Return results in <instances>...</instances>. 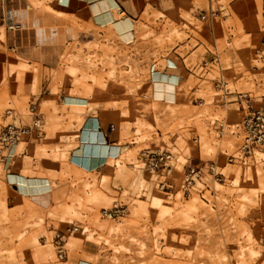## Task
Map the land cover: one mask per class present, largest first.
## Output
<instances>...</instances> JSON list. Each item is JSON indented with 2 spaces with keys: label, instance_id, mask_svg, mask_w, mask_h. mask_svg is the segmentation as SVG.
<instances>
[{
  "label": "rangeland",
  "instance_id": "obj_1",
  "mask_svg": "<svg viewBox=\"0 0 264 264\" xmlns=\"http://www.w3.org/2000/svg\"><path fill=\"white\" fill-rule=\"evenodd\" d=\"M31 1H0V13L29 12L20 24L10 18L0 40V127L9 108L15 123H29L30 104L41 120L0 170V264H264V146L244 165L227 163L242 113L214 92L223 78L264 96V0L119 1L137 23L126 43L87 27V16L51 20L43 8L39 24L55 35L38 42ZM177 57L196 100L154 101L149 65ZM91 116L107 144L125 148L87 170L71 157H94L82 140ZM144 148L177 155L173 190L136 165ZM185 157L214 162L222 179L205 171L183 196ZM114 200L124 216L101 218ZM67 226L78 230L60 258L55 235Z\"/></svg>",
  "mask_w": 264,
  "mask_h": 264
},
{
  "label": "built area",
  "instance_id": "obj_2",
  "mask_svg": "<svg viewBox=\"0 0 264 264\" xmlns=\"http://www.w3.org/2000/svg\"><path fill=\"white\" fill-rule=\"evenodd\" d=\"M212 12V11H211ZM156 68L154 64L151 69ZM158 67V66H157ZM215 96L223 103H231L238 107L242 113L240 121L234 125L240 136V142L232 153L224 152L227 163L246 164L251 159L256 150L264 146V96H254L249 92L233 91L228 87V82L223 78L214 82ZM29 123H15L16 113L9 108L5 111L4 124L0 127V170L7 171L8 164L14 154L16 146L28 138L32 133L41 132V120L36 113L34 104L28 106ZM100 126L97 127V130ZM221 127V126H220ZM99 131V130H98ZM102 133L101 131H99ZM196 142V140H194ZM76 154H73V161ZM76 163L75 161H73ZM178 163L175 153L159 149L144 148L139 151L136 158V165L144 170L153 182L161 190H173L175 184L168 180L170 172ZM78 164V163H77ZM183 176L178 186V192L183 196H188L201 183L205 171L212 176L215 181L222 179V172L214 162L202 163L201 161H184ZM11 173H5V177ZM12 185V184H11ZM126 206L118 200H114L110 207L102 208L99 211L100 217L107 220H117L124 216ZM76 226H67L63 231H59L56 237L59 257L64 254L63 238L74 231Z\"/></svg>",
  "mask_w": 264,
  "mask_h": 264
},
{
  "label": "crops",
  "instance_id": "obj_3",
  "mask_svg": "<svg viewBox=\"0 0 264 264\" xmlns=\"http://www.w3.org/2000/svg\"><path fill=\"white\" fill-rule=\"evenodd\" d=\"M0 1H12V0H0ZM17 1H27V0H17ZM42 1H46V2L49 1V2L44 4ZM108 1L110 2L111 0H32L31 1V3H32L31 4V7H32L31 12L34 16L35 34L37 36L38 41L43 42L44 40H47L48 38H52L55 35L53 27L50 28V34L47 35L45 32V29L39 24V20L36 17V14L40 13L41 8L46 9V11H47L45 18L49 17L51 20H53L55 17H58V18L67 17V18H69V17H77V16H87V18H86V21L88 22L87 27H96L99 30H108V31H110V33H113V34H114V31H113L114 29L111 26H108L107 24H105L103 22L102 18L101 17L98 18V16L104 17L105 14H109L111 19L114 21V20H117L118 18H120L122 16V13H123V14L128 15V17L131 19V21L133 23L132 37H134L135 27H136L137 23L132 19V17L130 16L131 14L129 12H127L128 13L127 14L123 10L121 5L119 4V1H125V0H112L110 2L111 4H113L112 6L109 4ZM52 11L54 14H52ZM28 16H29V12L27 10L15 11L14 16L9 15V14H4V12L0 13V40H2V38H3L2 33L7 31V28L5 25L10 20V18L15 17L16 22H18V24H20L21 19L24 20ZM18 28H20V25L18 26ZM208 33L210 35H212L213 34L212 29L209 30ZM116 34H114V35L117 36L118 34L117 35ZM69 36L71 38L75 37L74 34H70ZM208 55H211V54L208 53ZM175 60H176V58H175ZM169 61L173 62L174 66H173V69H171V70H173V72H175L176 75L178 76L177 89H169L167 91H164L162 95L161 94L156 95L154 90H153L152 98L153 97H160L159 99L153 98V100L154 101L156 100L158 102H163L166 104H171V105H173L175 102L177 103L180 100L191 101V102L195 101L196 99H195L194 94L197 91V87L186 88L185 82L187 81V79H186V77H184V71L186 70V68H185L184 64L182 63L181 58L177 57L176 62L174 60H172L171 58H169L168 62ZM159 70H160V72H162V71L164 72L165 68L163 67L162 70L161 69H159ZM189 70L188 71L186 70V71L190 72ZM193 71H194V69H193ZM190 74H191V72H190ZM191 75H193V74H191ZM176 93H177V95H176ZM184 94H185V96H184ZM176 96H177V98H176ZM185 160L186 161H193V160L197 161V158L185 157L184 161Z\"/></svg>",
  "mask_w": 264,
  "mask_h": 264
},
{
  "label": "bare ground",
  "instance_id": "obj_4",
  "mask_svg": "<svg viewBox=\"0 0 264 264\" xmlns=\"http://www.w3.org/2000/svg\"><path fill=\"white\" fill-rule=\"evenodd\" d=\"M112 1V0H111ZM110 1V2H111ZM109 2V1H108ZM109 4L112 6L113 4ZM116 5V4H115ZM91 6V5H90ZM101 17L103 22L107 24L108 26H111L114 29V32H116L121 40L123 42H129L132 39V27L133 23L131 19L128 17V15L123 14L120 18L117 20H112L109 14H105L103 16H98V18ZM20 34V33H19ZM16 36V34H15ZM18 39V38H17ZM38 41V39H37ZM39 42V41H38ZM169 59V58H168ZM168 59H165V71L160 72L159 68H157L156 62H152L149 65V75L151 78V91L154 90L155 94H163L164 91H167L169 89H177V79L178 76L176 75L175 72H173V62L169 61ZM154 64L156 68L154 67L151 69V65ZM162 70V69H161ZM153 98H160V97H153ZM167 105V104H166ZM170 105V104H169ZM99 126V123L95 117H89L86 118L85 123L83 125L84 132H83V137L82 140L85 141H90V144H94V157L93 158H81V156L74 157L73 161L81 165L87 170L93 169L100 164H103L107 162L109 157H114L116 154L122 152V150L125 148L124 146L121 145H109L104 139V136L102 133H100L97 130V127ZM84 144V143H83ZM85 145V144H84ZM91 147V145H90ZM87 149H89V146H87ZM92 150V149H91ZM77 153H81V148L77 149ZM93 153V152H92ZM91 153V154H92ZM88 156V155H87ZM10 174H8L5 177V180L9 177ZM192 205L187 206L186 211L190 214L192 210Z\"/></svg>",
  "mask_w": 264,
  "mask_h": 264
}]
</instances>
